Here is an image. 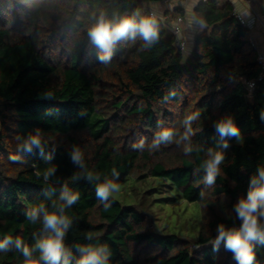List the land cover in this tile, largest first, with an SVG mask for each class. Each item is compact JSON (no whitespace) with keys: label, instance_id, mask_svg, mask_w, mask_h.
I'll list each match as a JSON object with an SVG mask.
<instances>
[{"label":"trees","instance_id":"obj_1","mask_svg":"<svg viewBox=\"0 0 264 264\" xmlns=\"http://www.w3.org/2000/svg\"><path fill=\"white\" fill-rule=\"evenodd\" d=\"M158 1L0 0V264H24L17 240L40 256L36 243L48 233L27 214L63 203L65 187L80 194L65 210L69 264L84 246H104L107 264H237L225 242L212 239L220 224L241 225L235 205L264 168V69L229 0H197L192 12L204 27L186 57L157 24L150 44L129 49L122 38L101 61L102 49L89 36L97 20L115 23L140 3ZM193 113L199 115L189 132L183 121ZM226 118L239 138L226 137L224 148L216 124ZM163 129L174 130L173 140L154 144ZM37 133L42 147L24 150ZM209 149L225 153L211 187L202 168ZM48 169L54 172L45 180ZM128 176L166 177L197 201V236L156 232L145 201L101 202L97 184L118 185ZM252 243L254 264H264V243Z\"/></svg>","mask_w":264,"mask_h":264},{"label":"clouds","instance_id":"obj_2","mask_svg":"<svg viewBox=\"0 0 264 264\" xmlns=\"http://www.w3.org/2000/svg\"><path fill=\"white\" fill-rule=\"evenodd\" d=\"M158 34L157 21L151 16L139 20L135 16H126L115 23L101 16L89 31L92 41L102 49L100 60L104 62L110 60L112 48L116 41L139 35L150 44L157 39ZM198 115V113H193L184 119L183 123L189 132L191 131V121ZM216 130L223 141L224 148L229 146L226 137L239 138V129L231 118L221 119L217 122ZM174 135L173 129H163L158 133L154 144H159L161 141L171 142ZM187 137L188 133L186 132L183 138L187 139ZM33 146L42 147L39 133L29 136L21 147L31 152ZM185 151L191 152L192 149L188 147ZM206 156L207 159L202 163V168L206 173L203 180L207 186L211 187L215 184L217 176L220 175V166L225 160V153L209 149ZM72 158L76 162L82 160V153L79 149L73 151ZM53 172L54 169H48L44 174L45 180ZM118 190V185L105 182L97 184L96 195L103 202ZM79 198L78 192H73L65 187L60 194V200L63 203L55 206L53 210H48L44 204L32 208L27 214V218L33 224L42 221L43 228L48 234L36 243V247L40 251L38 258H33L32 250L24 245L21 240H17L16 246L23 252L24 264H69L70 252L65 249L64 237L71 223V218L65 210L76 203ZM235 210L238 218L242 221L240 227L225 228L223 224L218 225L215 243L218 245L224 241L225 247L234 253L237 264H254L255 254L252 242L264 243V224L260 223V218L264 217V168L259 169L258 178L253 177L252 187L249 189L247 197L239 200L235 205ZM3 246L0 244V247ZM79 251L81 255L76 264H107L109 253L104 246H84Z\"/></svg>","mask_w":264,"mask_h":264},{"label":"rangeland","instance_id":"obj_3","mask_svg":"<svg viewBox=\"0 0 264 264\" xmlns=\"http://www.w3.org/2000/svg\"><path fill=\"white\" fill-rule=\"evenodd\" d=\"M142 3L146 4L147 2ZM151 5L157 11L158 5L155 3ZM146 6L140 3L132 13V16H135L137 20L148 16L150 6ZM171 11L172 19L182 13L179 9ZM188 16H194L193 12L189 11ZM155 20L157 24H161L159 18ZM142 41L143 39L139 35L134 38L131 36L126 38L129 49H134ZM187 53V51L183 52V57H186ZM118 186L119 190L111 196L123 206L142 204L145 201L144 206H147V210L154 217L153 225L156 232L177 234L187 239H193L197 236L200 216L199 203L197 201H188L182 197L181 192L168 178L160 176L133 178L128 176ZM148 223L150 224V222ZM215 238L212 241H215Z\"/></svg>","mask_w":264,"mask_h":264},{"label":"built area","instance_id":"obj_4","mask_svg":"<svg viewBox=\"0 0 264 264\" xmlns=\"http://www.w3.org/2000/svg\"><path fill=\"white\" fill-rule=\"evenodd\" d=\"M187 0H159L157 3L158 7L162 8H169L170 5H173L174 7H177L178 9H181L184 11L185 3ZM205 1V0H202ZM246 8L249 9V15H243L240 11L235 9L233 7L232 14L244 25L250 30V34L255 29L256 25H260L262 32L264 33V0L261 1V5L256 6L255 0H242ZM148 16H151L154 19L159 18L161 21V24L166 30L170 32L174 36L175 40V46L178 51L181 53L185 52L187 49L186 45V36L185 31L183 30V27L181 23L184 21V13H181L180 15L176 16L175 19L169 20L167 14L163 13L160 14L156 11L154 7L149 8ZM173 23V24H172ZM251 43L256 49V44L254 43L252 37H251ZM257 61L261 64L262 68L264 69V54L257 51ZM240 226L237 225L235 228H239Z\"/></svg>","mask_w":264,"mask_h":264},{"label":"crops","instance_id":"obj_5","mask_svg":"<svg viewBox=\"0 0 264 264\" xmlns=\"http://www.w3.org/2000/svg\"><path fill=\"white\" fill-rule=\"evenodd\" d=\"M229 1L232 3V6L238 11H240L243 15H246V16L249 15V9L246 8L242 0H229ZM196 2L197 0H187L186 1L185 8H184L185 18H184V21L181 23L183 30L185 31L186 45L188 47H192L195 35L200 30H202L204 27V24L201 22H198L194 16H191V17L188 16L189 11L193 10V7L195 6ZM141 4L144 6L147 5L146 7L152 6L151 3H146V4L141 3ZM255 5L259 7V5H261V1L255 0ZM171 10H174V6L172 5H170L168 9L157 7V12L160 14H163V13L167 14L168 19L171 20L172 22L173 19L170 13L172 12ZM167 32L170 33L168 30ZM251 37L254 43L256 44V50L264 54V33L262 32V29L259 24L256 25L255 29L251 33Z\"/></svg>","mask_w":264,"mask_h":264}]
</instances>
